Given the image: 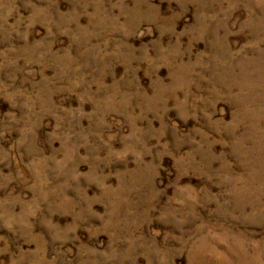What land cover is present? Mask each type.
Segmentation results:
<instances>
[{
    "label": "rangeland",
    "instance_id": "374dc122",
    "mask_svg": "<svg viewBox=\"0 0 264 264\" xmlns=\"http://www.w3.org/2000/svg\"><path fill=\"white\" fill-rule=\"evenodd\" d=\"M0 264H264V0H0Z\"/></svg>",
    "mask_w": 264,
    "mask_h": 264
}]
</instances>
